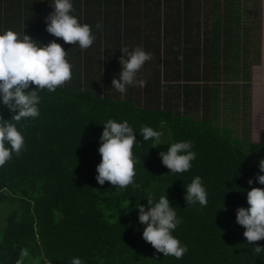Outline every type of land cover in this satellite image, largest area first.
Here are the masks:
<instances>
[{"label": "trees", "instance_id": "obj_1", "mask_svg": "<svg viewBox=\"0 0 264 264\" xmlns=\"http://www.w3.org/2000/svg\"><path fill=\"white\" fill-rule=\"evenodd\" d=\"M52 3L0 0V33L25 32L42 44L56 40L73 65L70 82L54 92L39 91V117L17 125L25 137L24 150L0 167V264H17L25 249L22 264H70L74 257L84 264H264V252L253 250L264 247V240L249 244L245 229L236 223V209L248 207L246 193L264 188L255 179L264 175L259 170L264 130L257 142H250L233 137L227 126L212 125L207 111L211 89L199 86L201 79L233 81L228 97L236 103L235 84L248 81L256 54L252 28L240 15V0H72L73 14L96 36L87 50L46 31ZM179 42L201 59L195 66L202 67V75L189 73L185 66L182 78L175 79L160 77L153 69L160 52L174 50V44L179 49ZM123 46L154 52L140 70L139 77L147 81L142 105L128 92L135 87L138 93V86H129L122 98L111 92L112 80L121 71ZM182 60L187 64L188 57ZM170 81L177 82L169 86ZM178 97L182 113L177 111ZM198 101L204 117L194 118L189 109ZM0 115H13L2 100ZM108 119L127 120L136 133L135 182L124 189L109 182L101 186L95 179ZM161 121L166 122L167 145L152 148L154 141L143 140L141 128L160 130ZM180 141H191L196 159L189 171L170 173L159 153ZM196 176L208 193L203 207L187 205L184 199L185 187ZM165 194L182 219L173 235L188 251L179 260L157 253L142 238L145 225L136 205L147 209L150 195L158 202Z\"/></svg>", "mask_w": 264, "mask_h": 264}, {"label": "clouds", "instance_id": "obj_2", "mask_svg": "<svg viewBox=\"0 0 264 264\" xmlns=\"http://www.w3.org/2000/svg\"><path fill=\"white\" fill-rule=\"evenodd\" d=\"M50 6L53 11L45 18L49 34L62 39L66 44H78L81 50H87L93 45L96 36L92 27L81 23L73 14L72 0H53ZM96 28L102 30V24L97 23ZM120 50L124 54L119 58L122 67L112 80V88L124 95L129 86H146L147 81L137 77L145 63L153 59V54L141 46L131 51L123 46ZM67 56L68 51L56 40L42 44L25 32L8 29L0 33V100L13 113L11 119H4L0 115V167L9 162L13 154L18 156L24 150L25 137L17 125L22 120L39 117V91L47 89L54 92L72 80L73 65ZM165 127V121H161L160 130L144 126L141 128V136L145 141H154L152 148L164 145L162 138ZM100 142L98 152L101 161L96 167L95 177L98 184L103 186L105 182H109L113 187L121 189L133 185L137 163L133 149L137 140L129 122L108 119L103 124ZM192 147L191 141L174 142L166 152H160L159 157L170 173H184L191 169L192 161L196 159ZM259 170L264 173V159L259 161ZM255 179L260 185H264V175H258ZM252 183L253 180L249 179L248 184ZM185 189L184 199L187 205H207L208 193L200 176L194 177ZM246 197L248 207L236 209V223L245 229L243 236L247 242L254 244L264 240V188L252 187ZM147 202V209L140 203L136 205L139 222L145 225L143 240L151 244L157 253L182 259L188 248L173 235L177 226L182 223L175 207L166 194L160 196L158 202H154V197L150 195ZM253 250L260 254L264 252V247L257 245ZM27 255V250H22L21 260L17 264H22L23 257ZM70 264L84 262L79 257H74Z\"/></svg>", "mask_w": 264, "mask_h": 264}, {"label": "rangeland", "instance_id": "obj_3", "mask_svg": "<svg viewBox=\"0 0 264 264\" xmlns=\"http://www.w3.org/2000/svg\"><path fill=\"white\" fill-rule=\"evenodd\" d=\"M240 2L241 18L246 16L245 22L252 28V54H256V58L253 59L248 72V81L240 79L235 84L239 93L236 103L231 102L228 97L229 92L232 91L231 84L233 81L221 79L218 83H212L210 80L203 81L201 79L199 86L211 89V99H208V102H210L207 111L212 125L217 127L227 126L231 129L233 137H237L242 141L257 142L259 132L264 130V0H240ZM159 68V64L153 65L154 70H159ZM139 76H141V72L138 73V79H141ZM175 82L177 81H170L168 85L173 86ZM134 91L135 87L129 90V96H132L137 104L142 105L145 98L143 89L139 87L138 93H134ZM111 92H115L120 98L127 94L126 92L122 95L113 88H111ZM173 92L175 93L174 90ZM181 100V97H178L177 111L180 113L184 110L180 104ZM202 107L201 102L198 101L195 108L189 109L194 118L204 117ZM162 139L164 145L157 146L159 149H163L167 145L168 134L165 131ZM5 212L3 211V213ZM0 228L2 230V226Z\"/></svg>", "mask_w": 264, "mask_h": 264}, {"label": "crops", "instance_id": "obj_4", "mask_svg": "<svg viewBox=\"0 0 264 264\" xmlns=\"http://www.w3.org/2000/svg\"><path fill=\"white\" fill-rule=\"evenodd\" d=\"M151 42H153L154 44L157 42L156 38L151 37L150 39ZM160 42H162V39L159 40V45L160 48H163L162 44H160ZM153 43H150V46H153ZM192 41L191 42H187L186 43V47H191ZM196 46V45H194ZM174 50H170L168 53L167 51L160 52V61H159V72H160V77H163L164 74L171 76L175 79L177 78H182V73H183V68L185 66H187L186 71H188L189 73H199L200 75H202L203 73V69L202 67H200L199 69H197V67L195 66L196 62H201V59L198 60V58H196V54H194L193 52H189V51H184L183 50V43L179 42V49H176L178 47V45L174 44ZM151 51V50H150ZM152 54H154L153 51H151ZM187 56L188 57V61L187 64H183V60L182 57ZM193 56V57H192ZM193 59H192V58ZM153 60V59H152ZM198 60V61H197ZM164 62H166V64H164ZM192 63V64H191ZM179 76V77H177Z\"/></svg>", "mask_w": 264, "mask_h": 264}]
</instances>
